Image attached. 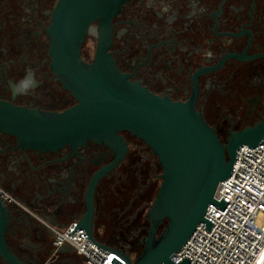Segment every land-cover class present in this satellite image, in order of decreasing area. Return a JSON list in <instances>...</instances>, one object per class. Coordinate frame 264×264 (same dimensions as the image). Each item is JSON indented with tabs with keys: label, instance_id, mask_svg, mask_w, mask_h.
<instances>
[{
	"label": "flooded vegetation",
	"instance_id": "af4514ba",
	"mask_svg": "<svg viewBox=\"0 0 264 264\" xmlns=\"http://www.w3.org/2000/svg\"><path fill=\"white\" fill-rule=\"evenodd\" d=\"M58 1L0 0V101L54 112L78 103L50 50ZM111 25L116 67L156 95L194 102L223 142L263 121L264 0H127ZM97 45L93 22L81 48L86 63ZM28 68L39 87L13 96ZM119 133L128 149L111 166L115 147L104 140L40 149L0 129V264L86 263L76 249L58 252L55 233L86 215L95 177L96 238L133 258L140 253L163 168L143 140Z\"/></svg>",
	"mask_w": 264,
	"mask_h": 264
},
{
	"label": "water",
	"instance_id": "95a60500",
	"mask_svg": "<svg viewBox=\"0 0 264 264\" xmlns=\"http://www.w3.org/2000/svg\"><path fill=\"white\" fill-rule=\"evenodd\" d=\"M125 2L58 1L48 28L50 50L59 79L78 103L54 112L0 101V129L16 133L23 145L40 149L67 143L81 145L88 138L104 140L115 147L111 166H116L128 149L120 131L127 130L143 140L163 171L158 193L147 212L149 226L141 238L140 253L133 258L96 238L91 199L97 177L88 193L89 209L71 233L85 229L92 242L124 260L114 256L112 264H188L190 257L185 255L175 263L173 256L201 222L210 230L214 222L205 217L210 203L221 209L228 203L224 197L220 201L214 198L216 190L231 174L239 146H254L264 139V119L232 132L225 143L194 102L156 95L129 80L108 52L113 36L111 21ZM93 22H98V45L93 62L86 63L81 48ZM65 248L75 249L64 244L58 252Z\"/></svg>",
	"mask_w": 264,
	"mask_h": 264
},
{
	"label": "built area",
	"instance_id": "2783aa9c",
	"mask_svg": "<svg viewBox=\"0 0 264 264\" xmlns=\"http://www.w3.org/2000/svg\"><path fill=\"white\" fill-rule=\"evenodd\" d=\"M224 197L228 203L221 209L213 203L205 217L214 222L208 231L201 222L187 242L173 256L177 263L185 255L188 264H255L264 248V224L257 218L264 216V139L251 146H239L231 174L219 183L214 198ZM76 222L56 230L55 244H68L87 264H112L114 252L92 242L85 229L75 228ZM164 264V263H162Z\"/></svg>",
	"mask_w": 264,
	"mask_h": 264
},
{
	"label": "clouds",
	"instance_id": "9594fccd",
	"mask_svg": "<svg viewBox=\"0 0 264 264\" xmlns=\"http://www.w3.org/2000/svg\"><path fill=\"white\" fill-rule=\"evenodd\" d=\"M202 11V9H201ZM39 87V81L36 73L32 68H28L25 75L18 81L11 85L13 96H29L34 94Z\"/></svg>",
	"mask_w": 264,
	"mask_h": 264
},
{
	"label": "bare ground",
	"instance_id": "6f19581e",
	"mask_svg": "<svg viewBox=\"0 0 264 264\" xmlns=\"http://www.w3.org/2000/svg\"><path fill=\"white\" fill-rule=\"evenodd\" d=\"M263 263H264V248L255 264H263Z\"/></svg>",
	"mask_w": 264,
	"mask_h": 264
},
{
	"label": "rangeland",
	"instance_id": "374dc122",
	"mask_svg": "<svg viewBox=\"0 0 264 264\" xmlns=\"http://www.w3.org/2000/svg\"><path fill=\"white\" fill-rule=\"evenodd\" d=\"M257 223H258L259 225H263V224H264V216H259V217L257 218Z\"/></svg>",
	"mask_w": 264,
	"mask_h": 264
},
{
	"label": "trees",
	"instance_id": "16d2710c",
	"mask_svg": "<svg viewBox=\"0 0 264 264\" xmlns=\"http://www.w3.org/2000/svg\"><path fill=\"white\" fill-rule=\"evenodd\" d=\"M139 251H141V249Z\"/></svg>",
	"mask_w": 264,
	"mask_h": 264
}]
</instances>
